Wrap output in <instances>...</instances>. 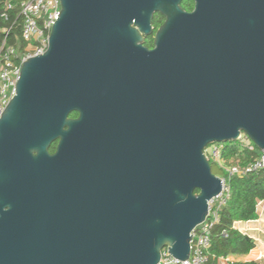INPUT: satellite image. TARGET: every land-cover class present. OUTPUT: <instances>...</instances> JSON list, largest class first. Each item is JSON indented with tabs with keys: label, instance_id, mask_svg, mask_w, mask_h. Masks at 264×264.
<instances>
[{
	"label": "water",
	"instance_id": "obj_1",
	"mask_svg": "<svg viewBox=\"0 0 264 264\" xmlns=\"http://www.w3.org/2000/svg\"><path fill=\"white\" fill-rule=\"evenodd\" d=\"M60 1L0 117V264L188 259L223 189L205 148L264 152V0Z\"/></svg>",
	"mask_w": 264,
	"mask_h": 264
},
{
	"label": "built area",
	"instance_id": "obj_2",
	"mask_svg": "<svg viewBox=\"0 0 264 264\" xmlns=\"http://www.w3.org/2000/svg\"><path fill=\"white\" fill-rule=\"evenodd\" d=\"M15 4L8 0L4 5V16L15 8ZM61 10L60 0H23L20 3L19 16L22 18V33L26 41V46L21 54L17 48L8 45L7 37L11 28L4 29L7 36L0 45V117L4 113L7 105L15 96L17 82L20 76L22 62L27 58L43 54L49 44L51 29L58 20ZM241 148L249 150L255 149V144L244 132L238 138ZM224 144L214 143L213 146L205 148V154L209 160H213L222 167L226 174L219 177L223 180V189L209 201L208 216L192 232L191 253L188 259L181 260L174 257L167 248L162 251L159 264H211L209 255L212 244V232L220 221V212L228 203L231 196L230 179L233 176H244L252 172L264 169V152L248 163H229L222 155ZM264 205V200L257 202V209ZM234 222V227L238 228V223ZM223 233L227 235V230ZM233 261L229 256H219L217 262L226 264Z\"/></svg>",
	"mask_w": 264,
	"mask_h": 264
},
{
	"label": "trees",
	"instance_id": "obj_3",
	"mask_svg": "<svg viewBox=\"0 0 264 264\" xmlns=\"http://www.w3.org/2000/svg\"><path fill=\"white\" fill-rule=\"evenodd\" d=\"M6 1L8 0H0V45L7 36L4 29L11 28L7 37L8 45L16 47L18 54H21L26 46L22 33V18L19 16L20 3L23 0H11L16 6L9 12L8 18L4 16ZM182 6L185 10L190 11L194 7V0H183ZM164 21L165 17L160 12H156L153 19L155 31L158 30ZM77 116L78 112L71 113V117ZM222 144H224L222 155L228 162L237 158L240 160L239 162L248 163L259 157L263 152L255 143L254 150L242 149L238 140ZM56 149L57 141L51 145L50 150L55 152ZM210 162L213 170L216 162L213 160H210ZM230 187V199L222 208L220 221L212 232V244L209 251V255L212 258L211 264H219L217 262L219 256L246 255L256 247V242L252 237L233 225L235 221H249L258 218L257 202L264 200V169L244 176H233L230 179ZM196 192H199V190H196ZM224 230H227V235L223 233ZM253 255L257 254L254 252ZM227 264H264V260L230 261Z\"/></svg>",
	"mask_w": 264,
	"mask_h": 264
},
{
	"label": "crops",
	"instance_id": "obj_4",
	"mask_svg": "<svg viewBox=\"0 0 264 264\" xmlns=\"http://www.w3.org/2000/svg\"><path fill=\"white\" fill-rule=\"evenodd\" d=\"M238 229L252 237L256 247L246 255H230L233 261H262L264 260V205L258 208V218L249 221H240ZM254 252L257 255H253ZM227 264V263H226Z\"/></svg>",
	"mask_w": 264,
	"mask_h": 264
},
{
	"label": "flooded vegetation",
	"instance_id": "obj_5",
	"mask_svg": "<svg viewBox=\"0 0 264 264\" xmlns=\"http://www.w3.org/2000/svg\"><path fill=\"white\" fill-rule=\"evenodd\" d=\"M194 7H195V1H194ZM194 7L192 10H194ZM190 10V11H192ZM144 36V46L148 49H153L155 47V38H156V31L155 29L150 34H143Z\"/></svg>",
	"mask_w": 264,
	"mask_h": 264
},
{
	"label": "rangeland",
	"instance_id": "obj_6",
	"mask_svg": "<svg viewBox=\"0 0 264 264\" xmlns=\"http://www.w3.org/2000/svg\"><path fill=\"white\" fill-rule=\"evenodd\" d=\"M214 144V143H213ZM213 144H210L209 147L211 149V147L213 146ZM240 160H238L237 158L236 159H232L231 161H229V163H236ZM213 171L216 175H220V176H224L226 174V171L220 167L218 164L214 163V168H213Z\"/></svg>",
	"mask_w": 264,
	"mask_h": 264
}]
</instances>
